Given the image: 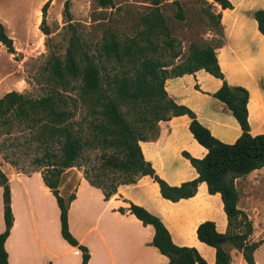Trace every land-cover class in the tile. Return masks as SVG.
<instances>
[{
    "label": "crops",
    "instance_id": "1",
    "mask_svg": "<svg viewBox=\"0 0 264 264\" xmlns=\"http://www.w3.org/2000/svg\"><path fill=\"white\" fill-rule=\"evenodd\" d=\"M228 1L231 6L227 8L214 3L218 32L211 34V46L223 76L216 77L200 68L167 77L164 90L176 104L190 110L216 139L231 144L242 129L226 104L213 96L223 82L246 89L249 133L264 134V34L252 15L255 10L264 11V0ZM43 2L38 0L33 9L36 23L40 22L39 6ZM1 10L0 22L14 46L15 35L23 25L17 28ZM4 49L0 42V50ZM8 54L11 59L12 53ZM190 122L188 114L159 120L155 135L139 141L144 160L170 186L197 178L189 156L201 159L208 151L194 138ZM6 176L13 214L4 243L8 264H81V249L61 235L60 209L42 173L7 171ZM234 186L238 192L237 208L251 223L249 241L257 242L262 238L260 229L264 228V167L236 177ZM58 191L64 198L74 193L67 211L68 228L87 249V264H167L168 258L151 244L153 226L143 224L130 211L131 204L157 216L174 244L195 248L207 264L215 263L216 249L198 239L197 226L212 221L219 233H225L228 227L221 194L210 193L204 181L197 184L192 196L175 201L161 195L158 182L150 175L120 183L109 197L84 177L79 178L72 190L67 191L61 185ZM4 230L3 187L0 186V233ZM224 248L230 255L228 264H247L240 250L229 243ZM263 248L264 242L254 251L256 264Z\"/></svg>",
    "mask_w": 264,
    "mask_h": 264
},
{
    "label": "trees",
    "instance_id": "2",
    "mask_svg": "<svg viewBox=\"0 0 264 264\" xmlns=\"http://www.w3.org/2000/svg\"><path fill=\"white\" fill-rule=\"evenodd\" d=\"M49 1L45 2L41 8L40 28L44 33H48L45 18ZM96 1L104 7L113 3V0ZM213 1L222 8L231 6L228 0ZM67 4L66 1L65 8H67ZM252 15L257 21L259 31L264 34V11L258 9ZM0 42L9 53L14 52L12 38L7 34L2 22H0ZM112 45L115 54H118L119 50L115 42ZM139 50L142 52L143 49L140 47ZM50 63L51 70L57 78H63L65 74L72 77L80 76L84 93L100 90V68L91 59L78 62L75 57L68 55L63 63L58 59H53ZM165 66L158 59L145 58L135 68L131 78H125L118 82L116 92L119 100L132 105L128 115L123 114L117 102L108 96H104L100 102L99 114L102 117V122L98 128L105 135L103 142L108 147L117 148V156L115 153L105 156L104 168L118 169L131 175L134 173L137 176H131L130 179L121 182L112 180L110 184L106 185L87 180L92 185L103 189L105 197H109L120 183L134 182L141 175H150L158 182L161 195L173 201L192 196L197 184L204 181L210 193L219 192L221 194L228 227L225 233H219L212 221H204L197 226L198 239L216 249L214 264L229 263L230 255L224 248L225 243L240 250L247 264H256L254 251L261 241H249L252 231L251 223L247 215L237 208L238 192L234 186L236 177L264 167V134L253 136L249 133L246 107L248 93L243 87L229 86L223 82L222 86L213 94L214 97L226 104L242 129L241 135L234 143H223L216 139L190 110L169 98L164 90V81L167 77L190 73L200 68L216 77H222L214 48L211 45L201 48L194 47L190 50L184 63L177 64L170 70ZM63 104L65 103L62 99L56 100L52 95L31 99L27 95L10 92L0 98V117L3 123H8L11 119L10 116L28 117L32 113L42 114L43 126H48L52 134L46 139L44 154L39 160V164L47 169L46 173L42 174L43 179L55 195L60 209L61 235L71 245L81 249V264H87L89 259L87 249L77 242L68 228L67 211L69 203L74 198V193L64 198L57 189L59 175L64 169L76 164L83 149L81 136L74 132L68 123L69 112L61 107ZM180 114H188L191 117L189 129L194 138L208 151L201 159L189 156L198 173L197 178L183 182L178 186H170L159 178L150 163L144 160L139 141L155 135L159 120ZM145 130L150 131L149 134L145 133ZM52 145L55 147H51ZM186 155L188 156V154ZM0 186L3 187V218L5 221V230L0 233V264H8L4 243L13 223V214L7 177L1 180ZM120 210L123 211L122 208ZM130 211L143 224L153 226L154 236L151 244L168 258L167 264H207L195 248L174 244L167 228L157 216L135 204L130 205Z\"/></svg>",
    "mask_w": 264,
    "mask_h": 264
},
{
    "label": "rangeland",
    "instance_id": "3",
    "mask_svg": "<svg viewBox=\"0 0 264 264\" xmlns=\"http://www.w3.org/2000/svg\"><path fill=\"white\" fill-rule=\"evenodd\" d=\"M37 1L0 0L1 11L17 28L23 25L15 35L11 59L5 49L0 50V98L17 92L31 99L52 95L64 101L61 107L69 112L68 123L81 136L83 149L76 164L59 175L57 189L63 185L70 191L81 177L106 185L137 176L104 168L105 156L116 154L117 148L103 142L105 135L98 128L102 122L100 102L108 96L128 115L132 105L119 100L116 87L119 81L133 76L143 59H158L170 70L184 63L192 48L211 45V34L218 32L215 2L113 0L104 7L96 0H50L45 18L48 33H44L40 28L41 8L48 0L39 6V23L33 20ZM68 55L78 62L89 58L100 68L99 91L84 93L80 76L57 78L53 74L50 62L58 59L63 63ZM41 115L10 116L8 123L0 117V182L7 171L46 173L39 160L52 134L43 126ZM260 231L262 243L264 228ZM258 261L264 264V248Z\"/></svg>",
    "mask_w": 264,
    "mask_h": 264
}]
</instances>
